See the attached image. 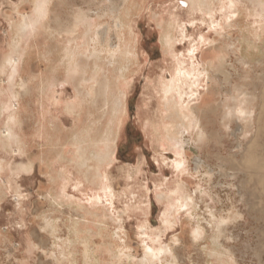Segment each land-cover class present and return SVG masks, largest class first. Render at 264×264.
Instances as JSON below:
<instances>
[{"label": "rangeland", "instance_id": "rangeland-1", "mask_svg": "<svg viewBox=\"0 0 264 264\" xmlns=\"http://www.w3.org/2000/svg\"><path fill=\"white\" fill-rule=\"evenodd\" d=\"M31 1L0 0V50L6 54L12 50L11 25L24 16L37 15ZM64 1L47 0L39 14L40 24L31 33L33 48L25 56L33 90L27 104L40 105L38 97L42 93L43 98V91L48 93L39 85L40 77L52 79L57 99L52 107L64 129L74 136L88 124L95 80L82 81V88L66 81L62 74L65 46L73 47L74 62L92 49L90 38L99 37L98 47L106 50L105 37L96 33L113 27V15L109 0H70L74 10L88 11L93 26L88 34L80 26L70 42L65 33L58 35V48L52 55L57 35L52 34L54 16L64 21L69 9ZM170 25L174 33L171 52L163 46V32ZM129 26L136 37L137 55L125 81L126 115L118 126L115 154L103 166L98 168L95 160L85 158L76 138L65 148L64 160L43 164L33 112L26 108L15 113L14 105L0 101L1 130L8 118L18 117L22 130L16 131V141L26 143L23 153L18 152V141H12L9 150L0 146V189L4 191L0 196V264H264V189L248 172L238 170L234 176L231 169L219 167L226 160L227 167L230 161H241L244 151L240 150L259 127L253 152L264 161V113L260 115L259 104L248 105L252 115L246 118L248 123L234 117L238 121L232 118L230 127L222 126L217 105L226 96L219 84L223 76L218 73L220 86L215 87L208 65L212 61L215 68L229 74L233 90L241 85L244 91L262 97L264 0L263 6L258 0H199L188 6L182 0H148ZM110 38L115 44L113 30ZM105 55L103 51L106 65ZM181 62L202 72L199 94L204 105L211 107L204 119L210 138L204 147H187L185 156L161 146L160 140L165 132L162 103L170 96L166 89L173 85ZM6 81L7 75L0 70V85ZM80 102L89 106L79 114L65 111L66 104ZM251 117L254 128L248 126ZM239 125L250 132L238 137ZM102 147L99 139L89 141L87 155L101 152ZM197 158L204 162L199 169L195 168ZM182 159L188 160L185 171L178 167ZM56 170H65L69 180L57 188L51 180ZM179 184L185 187V199L177 190ZM48 191L56 195L55 202ZM49 221L55 223L54 233L44 227ZM197 229L201 232L195 236Z\"/></svg>", "mask_w": 264, "mask_h": 264}, {"label": "bare ground", "instance_id": "bare-ground-1", "mask_svg": "<svg viewBox=\"0 0 264 264\" xmlns=\"http://www.w3.org/2000/svg\"><path fill=\"white\" fill-rule=\"evenodd\" d=\"M61 1L63 2V0ZM147 1L148 0H109L110 4L109 8H107L113 15V27L111 25L106 26L103 28L102 32L97 31L96 33V35L102 33L103 37H105L103 45L106 50L102 47H98V45L101 44L98 42L100 40L99 37L90 38L92 49L90 51L85 50L84 53L78 55V59L74 62L73 47L68 45V43L65 46V58L63 59L62 64V67H65V71L62 74H64L66 81H73V83L76 82L78 87L82 88V81L89 79L95 80V85L91 87L90 90L92 98L90 101L91 109H88L90 110L88 124H86V127L82 132L74 136H71L64 129L63 120L58 116L56 109L52 107V104L57 103L55 101L57 99H54L55 96L53 97V87L55 86V82H52V79L48 80V78L43 79L40 77L42 80L39 82V85L46 87L48 93L43 91L42 99V93L40 94L38 97V99L40 98V105L38 103L37 106L34 105L33 107L32 105L27 104L28 99H31L33 82H31L32 77H30V71L28 69V58L25 55L27 51L29 52V50L33 48L31 33L35 32L33 30L37 28V23L40 24L38 21L41 20L38 19L41 18V15L39 14L42 12V8L45 9L47 0H33L37 6V15L32 18L24 16L19 22L11 25L12 50L8 54L0 50V70L7 75L6 85H0V101H5V104H7L8 107L11 104L14 105L15 108H12V111H15V113H18V111L22 109L26 110V108L33 112L35 119L38 120L36 124L38 126L37 131L39 139L42 140L41 162L43 164L50 162V165L52 166L55 160H64L65 156L63 153L68 151L65 148L72 145L75 138L79 143L78 145L81 153L86 156V159L95 160L98 168L103 166L104 162L112 160L116 149L118 126L126 115L125 81L128 78L127 74L130 66L136 59L137 55L136 37L129 24L132 21L133 15L141 11V9L145 7ZM196 1L198 2L199 0H182L185 6L193 5ZM70 2V0L64 1V5H66L67 8L69 7V9L65 11L64 21H62L63 17H60V15L54 16V26L52 27L54 33L52 34H55L56 32L57 35L54 36L53 43L55 49L52 55L58 48L56 45L58 44V35L65 33L66 42H70L73 34L78 32L80 26L84 27L87 34L91 31L93 26L92 21L89 20L88 11L82 9L74 10ZM258 3H261L263 6V0H258ZM95 13H97V10ZM112 30L115 33V44L111 43L110 31ZM173 34L172 25L164 29L163 46L164 49L169 52H171L174 47ZM23 43L26 45L24 53ZM103 51L107 52V55L104 56L106 65L102 62ZM26 61L28 67H26ZM219 61L220 66L222 67L223 56L219 58ZM242 62L244 63V61ZM213 64L212 61L208 62L209 67L214 73V75L210 77V83L215 87H219V84H221L226 91V93H224L226 96H224L220 105H217V107L221 109L220 114L222 126L230 127L231 121H233L232 118L234 119V117H236V119H241L240 122L244 120V123H246V118L252 116L248 105L251 106L254 104L255 107H257L256 104H259L260 115L264 113V92L261 97V95H258L257 93L244 91V88H242L241 85L233 90L230 75L225 71L221 72V68L217 69ZM57 73L59 75L60 71L58 70ZM218 73H222L223 78L221 80L219 79ZM261 76L264 77V73L261 74ZM202 78V72L197 69L195 70L194 68L188 69L183 66L181 62L176 68L172 78L173 85L170 84L167 88L168 84L165 83V85H167L164 88H167L166 90L170 93V96L165 97L162 103L165 113V132L160 139L161 146H165L167 149L172 150V152L174 151L179 155L183 154L185 156V149L192 144L198 148L204 147L209 137L207 136L204 119L207 113H209L211 107L204 105L199 94L198 86L200 85ZM18 79L20 82L17 83ZM218 80H220V83ZM18 86L19 89H17ZM222 87L218 88L220 89V92ZM184 95L186 97H183ZM49 99L52 100V103ZM86 106L87 105L82 102H80V104L71 103L66 104L64 109L66 112L73 113L74 115L75 113L79 114L80 109H83ZM16 118L14 119V116L8 118L2 125L3 130H1L0 126V146L3 150H9L12 147V141H16L17 139L16 131L22 130L20 120ZM77 118H79V115ZM252 118L253 117H251L250 121L248 120V126L251 128L253 127L250 123ZM236 119L234 120L238 121ZM105 120L107 122H104ZM104 123L106 125H104ZM241 125L237 127L238 137L242 136L245 131L247 132L249 130H246L247 128L243 129V125ZM260 129L261 127H259L258 130ZM258 130L253 132L249 143L244 149L242 148L240 150V152L244 151V157L241 161H230V166L227 167L226 160L224 161L225 163L220 164L219 167L222 168L225 166L226 168L231 169L234 176H236L235 173L238 170H240L241 173H243V171L244 173L248 172L251 178L256 177L258 184L264 189V161L253 152V148H257L255 146H258L256 143V135L259 132ZM98 139L99 145L103 146L101 149L102 151L92 152L87 155L86 145H88V142L98 141ZM17 141L19 143L18 152L23 153L25 151L26 143L20 144L19 140ZM238 146L240 148L242 147L240 142H238ZM195 164V168L199 169L204 162L201 158H197ZM186 166L188 167V160L182 159L180 163L178 162L180 170L185 171ZM1 167L3 166L1 165ZM51 180L56 188L61 182L67 183L69 181L65 170H56L55 172H52ZM177 190L181 194L180 197L185 199L184 196H187V194L184 191V185L179 184ZM3 192L4 191L0 189V196ZM251 194H255V190L254 192H251ZM48 195L51 201H56V195L53 191H48ZM219 223L223 224V220L219 221ZM44 227H49L48 229L51 233L56 231L55 223H52V221L45 222ZM217 229L218 232L221 231L220 228ZM200 232L201 231L197 229L194 232L195 236L200 235Z\"/></svg>", "mask_w": 264, "mask_h": 264}]
</instances>
